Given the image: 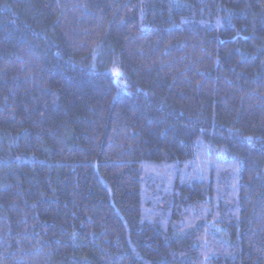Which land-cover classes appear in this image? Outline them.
Returning <instances> with one entry per match:
<instances>
[{"label":"trees","instance_id":"1","mask_svg":"<svg viewBox=\"0 0 264 264\" xmlns=\"http://www.w3.org/2000/svg\"><path fill=\"white\" fill-rule=\"evenodd\" d=\"M0 264H264V0H0Z\"/></svg>","mask_w":264,"mask_h":264},{"label":"snow or ice","instance_id":"2","mask_svg":"<svg viewBox=\"0 0 264 264\" xmlns=\"http://www.w3.org/2000/svg\"><path fill=\"white\" fill-rule=\"evenodd\" d=\"M117 76H119V73H116Z\"/></svg>","mask_w":264,"mask_h":264}]
</instances>
